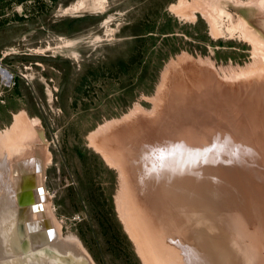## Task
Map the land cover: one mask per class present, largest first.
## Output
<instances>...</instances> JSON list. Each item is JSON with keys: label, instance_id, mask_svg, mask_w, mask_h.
Wrapping results in <instances>:
<instances>
[{"label": "rangeland", "instance_id": "374dc122", "mask_svg": "<svg viewBox=\"0 0 264 264\" xmlns=\"http://www.w3.org/2000/svg\"><path fill=\"white\" fill-rule=\"evenodd\" d=\"M100 1L59 0L55 4L52 0H0V62L11 69L16 82L12 87L0 85V133L12 128L15 116L24 110L30 118L41 120L45 151L39 153L45 173L44 197L62 236L79 238L96 264H147L140 248L153 260L147 258L150 264H214L212 254L226 241L238 245L237 253H242L243 258L250 251L252 264H264V149L250 145L261 143L264 147V36L255 25L264 24V9L256 4L257 0H187V11L175 8L180 0H104L103 4ZM220 8L232 17L221 15ZM80 16L86 18L76 24V29L64 27L63 20ZM240 23L243 26L237 32L235 27ZM148 29L152 31L146 35L153 36L138 41L136 34ZM251 32L256 40L247 37ZM139 50L142 55L135 59L129 73L119 72V66L113 67L121 60L128 62ZM182 62L183 66H200L210 75L208 82L218 83L224 93L209 92L207 85L195 82L187 71L183 74L181 83L187 88L182 106H190V92L194 89L195 99L205 100L200 104L201 116L187 118L185 113V118L181 113L178 120L179 125L186 121L184 127L191 132V140L197 134L199 143L184 147L181 138H169L170 146L189 151L193 147H207L213 154L208 161L188 154L184 161L193 164L188 165L190 176L177 174L183 161L177 163L169 184L161 189L158 181L145 174L143 157L138 159L137 154L127 152L128 143L121 142L120 131L109 135H113L111 139L116 145L110 148L115 150L114 161L129 164L125 159L128 157L133 161L129 165L136 171L111 164L94 148L90 136L107 123L124 122L134 114H153L165 75ZM91 71L94 75L89 74ZM170 92L164 91L160 106L165 111L171 110ZM250 100L259 106L248 104ZM202 106L211 112L204 113ZM251 107L256 108L255 114L247 118L242 112L246 115ZM252 119L263 126L257 129L259 134L252 131L251 126H257ZM176 126L171 127V135L184 134L185 128L174 134ZM104 137L100 133L98 141ZM104 146L107 147L106 142ZM220 146L234 147L235 153L232 151L230 157L231 150ZM173 176L176 183H171ZM209 179H213L212 183H208ZM139 185L146 191L138 189ZM168 197L174 203L178 225L182 226V239L172 232L174 218L168 216ZM187 197L195 202L193 218L183 214L188 203L179 202H189ZM148 199L161 204L154 212L158 219L163 217L170 230L167 241L171 242V251L166 250L163 240L159 244L149 237L142 221L143 229L132 226L133 230L139 227L140 245L126 227L125 213L128 217L144 216L150 227L145 206ZM181 214L187 222H182ZM133 219L126 222L130 225V220L133 225ZM187 223H195L204 231L200 241L186 237ZM203 242L205 248L201 253L198 247ZM199 256L202 257L198 262Z\"/></svg>", "mask_w": 264, "mask_h": 264}, {"label": "bare ground", "instance_id": "6f19581e", "mask_svg": "<svg viewBox=\"0 0 264 264\" xmlns=\"http://www.w3.org/2000/svg\"><path fill=\"white\" fill-rule=\"evenodd\" d=\"M103 1L104 0L100 1L102 2L101 4H103ZM217 1L221 2L220 0H217ZM234 1L237 2V0H234ZM187 3H188L187 0H180V3L174 6L177 10L181 9L182 11H187V7H188ZM256 4L260 7L261 10L264 9V0H257ZM219 12L221 15L226 14L229 18L232 17V15L226 10H224L223 8H220ZM211 16H212V19H216V16H213V15ZM237 26L235 28L240 29L243 26V23H240L239 27ZM262 28L264 29V24L262 25ZM237 32H238V29H237ZM247 37L249 38V40L251 39L256 40L252 32L250 36L249 34H247ZM256 42H258V40ZM185 68L187 69L184 72L182 69H185ZM199 68L201 67L198 65L190 66V67L186 65L183 66V62H182V63L176 64L172 69L170 68L169 73L166 74V72L168 71H165L166 75L164 74L165 79H163L164 82L160 89L159 102L156 100L158 102L157 110H155L156 112L154 111L153 114L148 115V116L141 115L142 113L140 115L134 114V116L127 121L124 119L125 120L124 122L120 120V121H113V122L107 123L105 126H102V128L99 129L100 131L95 132V134L92 133L93 136H90L91 143L94 146V148H96L97 151H100L101 153H103L105 155V158L111 164L118 165L119 168H121L122 165H123L122 167L125 168L124 167L125 165L128 167V169L136 171L135 167L129 165L133 161L130 158L128 159V157H126L125 159L128 160L129 164H127L126 162L125 163L122 162V164L120 163L121 165H119V162L114 161L115 156H113V154L115 153V150L111 151L110 148L114 149L116 145L113 142V139H111L113 135H111V137L109 135L114 134V133H119L120 131L121 133L119 136L120 138L119 137L118 138L121 140V142L125 141L128 143V145L126 144V148H125L127 152L132 151L131 155L133 153L137 154L138 159L143 157L142 160L145 161V165H144L145 174L147 173V175L151 178V180L153 179L155 182L158 181L157 183H159V186L161 189H164L169 184L168 181L170 180L171 175L174 171L173 167L175 169V166L177 163L180 164L183 161L181 164L183 167L178 169L177 174L188 173L187 175L190 176L188 165H191L192 167L193 164L190 161L186 164V161H184V158L188 157V154H191L195 158H198L202 161H205V160L208 161L209 156L212 155L213 153L209 152L207 150V147H197V148L193 147V150L189 151V150L178 149L177 145L174 147L170 146L169 138L175 139V140H178L181 138L182 144L184 145V147H191L192 144L199 143V139H197V136H196L197 134H195V136H192L193 137L192 139L194 140L193 141L191 140V136H190L191 132H187L186 127H184L186 124L185 123L186 121H184L185 124L182 122L183 125H179L180 122L178 120H181L180 119L181 113H184V117H185V113H187V118L191 115L194 118H196V116L197 117L201 116L202 113L200 114V112L202 111H200V104H203L205 100L202 101L201 99V101H198L197 97H196L197 99H195L194 95L196 94H194L195 89L193 88L194 90L190 92L192 94V99L190 100L191 104L189 107L186 106L188 108L185 110L186 107H183L184 105L182 106V103H181L186 97L184 96L185 95L184 89L187 88V87H184L181 83L183 74L185 76V74H187L188 72L189 77L195 78V82L197 80V81H201L203 86L207 85L208 87L207 90L209 89L208 90L209 92L213 91V93L215 92V94L216 92H220V94L224 93L221 90L222 88H220L221 86L219 87L216 85L218 83L216 82H215L216 84L209 83L207 79L209 78L210 75H208V73H205V71L203 72L202 68L199 71ZM179 70L183 71L182 75L179 74L180 72ZM195 71H199V73L197 72L194 73ZM176 74H177V81H176ZM240 74L244 75L245 72H241ZM234 77H238V76L234 75ZM179 78H180V81H179ZM169 90H171L170 92L171 98L169 97L171 110L167 109V111H165V107L162 105V107L160 108V106L162 104L163 97L166 94L164 93V91L167 92ZM167 94L169 95V92ZM206 101H207V98H206ZM248 104L259 106L258 103L253 104L251 100H250V103ZM212 106H214V104ZM202 109L204 113L207 110H209V109L206 110V108L204 107ZM135 110L137 111V109ZM255 111H256V108L251 107L249 108L248 111L245 112L246 115L243 112L242 114L245 117L250 118L255 114ZM209 112H211V110H209ZM219 116H221L220 113H219ZM230 119L232 121V118ZM224 120H226L225 116H224ZM40 121L41 120L37 117L30 118L27 115V112L24 110L20 114L17 113V115L15 116L14 124L13 126L11 125L12 128L5 130V133L4 132L0 133V264H54L53 261L55 259L57 261H60L57 264H96L91 254L84 247V245L82 244V241L79 238L75 236L64 238L62 236L59 225L56 223V220L53 219L49 211L48 202L46 201L44 197L45 191L43 189L44 187L43 183L45 179V173H44V168H43V162H42V159L40 158L41 155L39 153L41 150L45 151L43 149V146H45V142L43 141L44 136H43V132L41 131ZM251 122L252 124L257 125V126H253V125L251 126L253 127L252 131L254 133L257 132V129H260L263 127L262 124L260 125V123L257 122L255 119H252ZM125 124H127L126 127H124ZM173 125L174 126L178 125L176 126V130L173 131L174 134L176 132H179L182 128H185L184 134H177L175 136H172L171 127ZM190 125H187V126L190 127ZM116 128H117V131H116ZM218 128L219 127L217 126V129ZM182 131L183 129L180 131V133ZM205 131L206 133H208V130H205ZM232 131L230 130V132ZM100 133H102V135L105 136L101 140L107 143V147L104 146L105 142L101 143V140L98 141V136H100ZM206 133L204 135H206ZM223 137L221 139H223ZM258 137H261V135L260 136L258 135ZM110 142H111V145H110ZM231 145H235V144H231ZM250 145H251V148L264 149L261 143H259L258 145L254 144V146H252V144ZM220 147L222 149L229 148L231 150V153H228L230 154L229 155L230 157H231L232 151H234L235 153V150H236L234 147H225V146H220ZM161 149H163V151H161ZM253 150H254L253 152H255V149ZM227 152H229V150ZM255 153H258V152H255ZM235 155L233 154V156ZM110 158H112V160ZM28 167L32 169L29 171L27 169ZM194 170H195V167H194ZM121 172H123L122 174L123 176H125L124 178H127L126 173L123 169H121ZM211 181H213V179ZM211 181L209 179L208 183H212ZM134 183L135 182H133V184ZM171 183H176L174 176H173ZM139 188H142L144 191H146V188H143V185H139L138 189ZM219 189L220 188H218V190ZM180 190L184 191L183 188H181ZM158 196H161V194L158 193ZM186 199L189 202H186L183 199L179 200L181 204L188 203L186 210H183V214L187 218H193L191 213H193L195 209L192 207L195 205V202H191L189 200L190 197H187ZM142 201H144V199ZM153 201L149 199L145 201L146 202L145 206L148 207L146 208V211L150 216L149 218L151 222L150 227H147L149 223L147 221L148 224H146L144 220L145 218L142 215L141 217L136 216V218L135 216H132L133 218H135L133 219L131 217V214L130 215L128 214L129 215L128 217L127 213H125L123 215V219L126 223V227H128L129 229L128 231L133 235L131 236L135 237L136 240L138 239V237L141 238L138 228L140 227L143 229V226H142V222H143L144 228L146 230V233L149 235V237L156 243L159 241L160 242V243L158 242L159 244H161V241L163 240V243L166 244V250L171 251L172 250L171 242L167 241V239L169 240L168 233L170 230L166 227V225H164L163 217L158 219V217L156 216L154 212V208L156 209L160 208L161 204H157L156 200H153ZM142 205L143 204H141V206ZM167 206L169 208L168 216L174 218V221H173L174 225L171 226L174 229L172 232L176 233L177 237L182 239V235L180 231L182 226L178 225L180 221L178 222L175 218L174 203L169 200V197L167 201ZM123 212L121 211V213ZM140 212L141 211H139V213ZM158 214L159 213L157 212V215ZM179 216H180V219L183 220L182 222H187L182 218L183 217L182 214ZM128 218H131L134 221H136V222L133 221L135 224L131 225V221L129 220L130 222V225H129L128 222H126V219ZM210 218L211 217L209 216L208 219ZM132 226L134 227L139 226V227L133 230ZM185 226H186L185 235L187 238L190 239V241L197 242L203 238L204 231L202 230L200 231V228H197L195 223H187ZM52 228L54 230V235L53 233L49 232V230H52ZM136 230L138 231V233L136 232ZM198 235H201V237L197 238L196 240L195 236H198ZM137 242L139 243L138 240ZM204 248H205L204 242L199 244L198 249L200 250L201 253H203ZM239 249L240 247L238 245L235 246V244H232L229 241L228 243L227 241L224 242L223 247H221L219 250H215V252L212 254V257L215 259L214 264H223V262L224 264L225 263L245 264L246 262H247L246 264L248 263L252 264L253 260H251V262L249 261L250 251H248V256H245L243 258L241 256L242 253L240 254L237 253L239 252ZM140 250H142L141 252H143V257L145 258L146 263L150 264L147 260V258L148 259L150 258L145 254L142 248H140ZM59 255H62V256L59 257ZM201 257L202 256L197 257L198 262L200 261ZM42 258L43 259L46 258V260H41ZM69 259H70V262H69ZM150 260L153 261L152 259Z\"/></svg>", "mask_w": 264, "mask_h": 264}, {"label": "trees", "instance_id": "16d2710c", "mask_svg": "<svg viewBox=\"0 0 264 264\" xmlns=\"http://www.w3.org/2000/svg\"><path fill=\"white\" fill-rule=\"evenodd\" d=\"M17 1H21V0H17ZM53 1V3H55V4H57L58 2H59V0H52ZM85 18L86 17H84V16H80V17H73V18H67V19H65V20H63V23H65V26L64 27H66V29H73V28H75L76 27V24H79V23H82L83 22V20H85ZM73 27V28H72ZM76 29V28H75ZM152 30H147V32H140L139 34H136V35H138V37H137V40L138 41H141V40H144L145 38H148V36H153L152 35V33L150 34V35H146V34H149L150 32H151ZM61 34H66V32H63V31H61ZM139 54H133V56H131L130 57V59H129V61L127 62V61H125V60H121L120 62H119V64H113V67H115V68H117L118 66H119V72H121V73H123V72H125V71H128V73L130 72L129 70H130V68H132V65H135V59L136 58H138L139 57V59H140V55H142L141 54V50H139ZM106 63H108V62H106ZM105 63V64H106ZM107 67H108V69L110 70V64H107L106 65ZM148 70V68L146 67V71ZM111 71V70H110ZM89 74H93L94 75V72H89ZM103 74V73H102ZM104 74H106V73H104ZM117 75H120L119 73H116ZM99 75V74H98ZM145 75H146V73H144L143 74V76L142 77H145ZM111 77L113 76V74H111L110 75ZM103 77H105V76H103ZM142 79V78H141ZM81 154H84L83 152H81ZM118 224H121L120 222H118ZM122 225V224H121ZM127 240H128V242H129V244L131 245V246H134V244H133V242H132V240L131 239H128L127 238Z\"/></svg>", "mask_w": 264, "mask_h": 264}, {"label": "built area", "instance_id": "2783aa9c", "mask_svg": "<svg viewBox=\"0 0 264 264\" xmlns=\"http://www.w3.org/2000/svg\"><path fill=\"white\" fill-rule=\"evenodd\" d=\"M15 83L14 73L3 62H0V85L12 87Z\"/></svg>", "mask_w": 264, "mask_h": 264}, {"label": "water", "instance_id": "95a60500", "mask_svg": "<svg viewBox=\"0 0 264 264\" xmlns=\"http://www.w3.org/2000/svg\"><path fill=\"white\" fill-rule=\"evenodd\" d=\"M256 29L264 36V29L262 28V26H259L258 23L256 22ZM33 191V190H32ZM36 194V193H35ZM49 232L54 233V230L52 228V230H49Z\"/></svg>", "mask_w": 264, "mask_h": 264}, {"label": "snow or ice", "instance_id": "6c2138e0", "mask_svg": "<svg viewBox=\"0 0 264 264\" xmlns=\"http://www.w3.org/2000/svg\"><path fill=\"white\" fill-rule=\"evenodd\" d=\"M161 151H163V149H161ZM41 191H43V190H41ZM53 235H54V233H53Z\"/></svg>", "mask_w": 264, "mask_h": 264}]
</instances>
